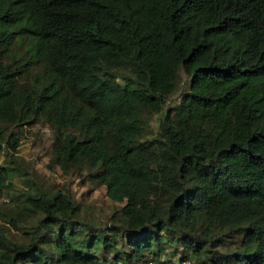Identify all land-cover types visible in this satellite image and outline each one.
<instances>
[{"label":"trees","instance_id":"1","mask_svg":"<svg viewBox=\"0 0 264 264\" xmlns=\"http://www.w3.org/2000/svg\"><path fill=\"white\" fill-rule=\"evenodd\" d=\"M179 71L177 105L139 140L138 107ZM28 114L52 125L53 164L83 162L122 204L92 226L66 190L28 195V240L0 233V264H171L164 243L185 251L174 264H264V0H0V137ZM8 179L0 164V194ZM112 233L128 248L109 257Z\"/></svg>","mask_w":264,"mask_h":264},{"label":"rangeland","instance_id":"2","mask_svg":"<svg viewBox=\"0 0 264 264\" xmlns=\"http://www.w3.org/2000/svg\"><path fill=\"white\" fill-rule=\"evenodd\" d=\"M114 71L118 74L117 79L122 82L121 76L132 74L134 69L124 65L114 68ZM23 72L22 78L28 83L32 81L34 75H40L36 67H29ZM187 82L185 74L179 71L171 91L164 94L157 110L152 111L147 106L138 107L136 114L141 126L137 136L139 140L150 139L158 134V123L162 115L166 110L177 105L180 93L186 88ZM42 83H45V80L34 82L36 86ZM72 105L73 102L68 103L70 110H74ZM25 122L4 127L0 137V164L6 166L9 172L8 182L0 194V233L12 241L28 240L30 232L27 227L30 230L35 217L24 219L21 203L28 195L40 191L46 193L55 190L68 191L76 205V218L89 225L109 224L111 214L119 219L116 210L122 203L112 201L105 195L104 185L97 180L93 171L83 167V162L74 163L67 171L53 164L52 125L39 117L31 121L29 114L25 117ZM13 137L17 138V143L12 148L10 142ZM79 235V242L82 244L87 234L81 231ZM108 242L114 245V248L106 250L109 257L117 250H119L118 255H121L122 249L128 248L123 234L112 233ZM235 243H239L238 238L235 239ZM100 252L101 244L96 250L97 254ZM159 252L157 259L168 258L171 264L185 254L181 246L170 243H164ZM144 257L149 258L150 253L144 252ZM157 259L155 260L158 262ZM115 264H120V261Z\"/></svg>","mask_w":264,"mask_h":264},{"label":"built area","instance_id":"3","mask_svg":"<svg viewBox=\"0 0 264 264\" xmlns=\"http://www.w3.org/2000/svg\"><path fill=\"white\" fill-rule=\"evenodd\" d=\"M147 264H156L153 260L148 259ZM180 264H191L190 260L183 259Z\"/></svg>","mask_w":264,"mask_h":264}]
</instances>
